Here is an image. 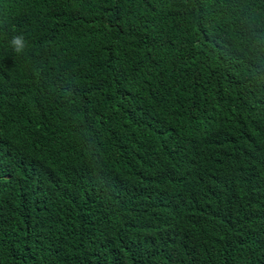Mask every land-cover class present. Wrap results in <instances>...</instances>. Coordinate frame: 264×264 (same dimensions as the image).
Listing matches in <instances>:
<instances>
[{
  "label": "trees",
  "instance_id": "obj_1",
  "mask_svg": "<svg viewBox=\"0 0 264 264\" xmlns=\"http://www.w3.org/2000/svg\"><path fill=\"white\" fill-rule=\"evenodd\" d=\"M6 137L0 264H86L118 217L89 264H250L232 202L264 176V0H0ZM55 169L47 205L27 189ZM177 206L191 222L164 231Z\"/></svg>",
  "mask_w": 264,
  "mask_h": 264
},
{
  "label": "clouds",
  "instance_id": "obj_2",
  "mask_svg": "<svg viewBox=\"0 0 264 264\" xmlns=\"http://www.w3.org/2000/svg\"><path fill=\"white\" fill-rule=\"evenodd\" d=\"M11 44L17 53L22 52L26 46L24 36L18 35L13 37V39L11 40ZM121 44L123 43H120L117 46H121ZM130 60L131 62L133 61L132 58ZM155 65H156V61L151 67H149L146 70V74L148 75L149 78L153 75ZM195 90L196 89L189 88V90L185 92L188 93V98L190 100H193L194 98L198 97L201 94L200 90L197 91ZM185 146H186V142L182 141L181 148H184ZM0 150L11 152V147L9 145L8 137H6V140L3 144L0 143ZM0 158L5 162L1 154H0ZM186 161L189 164H195L191 161L188 160ZM0 165L5 166L6 162ZM62 174L65 175L66 178H69V181L71 182L73 172H71L70 174H65L61 169L45 170L43 171L40 177H38L33 181V183L27 189V191H34L32 187L33 186L37 187V190L39 192H42L41 197L43 198L44 202L48 205L49 202L51 201L53 193L60 186V178ZM87 176L88 174L85 172L83 175V179H85ZM69 189H70V185L68 187L67 193H69ZM90 203L94 211L99 209L100 206L97 205L93 199L90 200ZM232 204L236 206L238 209L242 210L241 220L238 222V225L233 230L240 232L244 237H247L249 239L264 244V230L252 229L250 225L253 216L264 214V176L261 175L259 177L249 180L247 188L243 191L241 196H239L238 198H236L234 202H232ZM189 216L190 215L188 208L181 206L172 207L168 212V220H169L168 224L160 221H157V224L164 226V231L168 229L169 225L185 228L186 227L185 222L187 221ZM109 222H110L109 227L98 236L100 237L98 239L103 238L105 240L104 244H101L98 241L95 242L92 239L86 240L85 247L83 249V253L86 259V264H89V259H90L89 247L91 246L96 251L98 247L105 245L107 240L112 239L117 229L123 225V221L121 217H118L116 220L110 218ZM190 222H191V216H190ZM190 222L188 226L190 225ZM202 227L203 224L201 222L198 232L202 230ZM232 254L242 263H244V260L246 258L250 262V264H264V256L252 255L251 253H249L247 247L244 244H234V249L232 251Z\"/></svg>",
  "mask_w": 264,
  "mask_h": 264
}]
</instances>
